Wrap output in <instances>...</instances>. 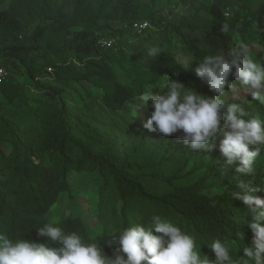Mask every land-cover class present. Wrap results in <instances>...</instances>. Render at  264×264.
Listing matches in <instances>:
<instances>
[{"label": "rangeland", "instance_id": "1", "mask_svg": "<svg viewBox=\"0 0 264 264\" xmlns=\"http://www.w3.org/2000/svg\"><path fill=\"white\" fill-rule=\"evenodd\" d=\"M255 18L264 25V0H0V69L7 73L0 83V122L12 121L25 131L35 143L36 162L51 170L60 162L53 116L61 102L68 109L69 120L86 138L112 135L129 150L128 144L137 143L133 136L141 134L151 142L168 144L175 140L189 154L194 149L183 143L182 133L164 136L144 127L153 109L139 97L159 85L163 74L165 88L153 94H162L168 82L176 80L201 95H216L196 76L194 69L202 60L186 51L190 45L202 53L203 59L227 53L243 42L249 45L254 59L264 65V34L257 23L245 25ZM136 21H147L150 27L143 33L134 31ZM102 39H114V47L103 48ZM153 47L159 53L149 56L148 50ZM185 60L190 67H184ZM229 79L236 92L225 89V111L228 104L238 103L249 113L248 118L264 120V104L253 100L250 89L240 81L232 76ZM3 136L1 148L11 155V138L5 133ZM222 138L205 151L203 169L213 154L224 158L219 149ZM154 152L149 149L141 157L151 161ZM194 164H181L183 176L190 174L189 181L198 178L191 173ZM254 167L264 168V149ZM240 174L235 168L222 177L233 182ZM137 178L149 190L170 188L156 177L138 173ZM260 181L264 184V178ZM67 182V190L58 194L47 219L55 223L77 218L95 235H101L100 192L105 178L97 171L72 170ZM109 186L113 188L114 183ZM218 192L209 189L205 193L213 196ZM122 211L119 202V217ZM133 215L136 224H143L147 216L144 210ZM108 218L114 227L119 224L111 214ZM198 248L202 257L215 259L209 248ZM234 258V264H245L247 259L242 249Z\"/></svg>", "mask_w": 264, "mask_h": 264}, {"label": "trees", "instance_id": "2", "mask_svg": "<svg viewBox=\"0 0 264 264\" xmlns=\"http://www.w3.org/2000/svg\"><path fill=\"white\" fill-rule=\"evenodd\" d=\"M212 11L216 16L215 9ZM256 23L264 34V25L259 18L245 25ZM186 51L202 60V53L192 45ZM165 77L161 75V82L151 88L152 93L165 88ZM53 121L58 129L55 149L60 159L55 170L36 162L35 143L16 123L9 120L0 122V144L5 141V133L11 138L14 148L13 154L8 155L0 145V230L25 240L60 247L58 243L38 236L37 229L50 222L46 214L58 194L67 190L69 173L87 170L97 171L105 178L100 192L103 233L95 235L80 219L72 217L51 223L62 227L66 233H78L85 242L98 243L109 257L120 254L117 231L136 225L133 214L140 210L147 215L143 218L145 227L151 226L152 218L160 215L173 220L182 231L195 237L197 245L211 250V242L221 239L229 248L233 264L237 261L234 256L238 251L251 245L253 234L248 225L253 214L234 194L245 191L241 185L251 184L259 189L256 195H264V184L260 183L264 178V168L254 167L251 173L240 174L232 182L222 174L230 173L238 164L226 167L225 158L220 159L217 154H213L212 161L203 169L201 163L204 162L205 151L194 149L188 154L175 140L168 144L151 142L136 134L133 139L137 143L128 144V150L112 135H105L103 139L86 138L75 122L69 120L68 109L62 102L55 110ZM149 149L155 151L152 160L142 159L141 155ZM191 161L195 163L191 173L198 177L195 181H189L190 174H182L181 164ZM209 171H216L217 175L209 174ZM138 173L156 177L170 188L149 190L139 182ZM111 181L113 188L109 186ZM209 189H218L219 192L212 196L205 193ZM119 202L123 204L121 217L117 214ZM110 214L119 219L116 227L109 221Z\"/></svg>", "mask_w": 264, "mask_h": 264}, {"label": "clouds", "instance_id": "3", "mask_svg": "<svg viewBox=\"0 0 264 264\" xmlns=\"http://www.w3.org/2000/svg\"><path fill=\"white\" fill-rule=\"evenodd\" d=\"M227 30V29H225ZM158 48H150L156 56ZM184 67H190L185 60ZM215 96H205L184 84L170 80L162 94L144 92L140 99L151 106L150 118L144 124L149 131L164 136L182 133L180 139L193 149L207 151L218 137L219 149L226 167L238 164L236 171L248 174L264 149V120L249 117L238 103L228 104L222 96L225 89L236 92L230 76L250 89L253 100L264 104V65L254 59L248 44L240 42L227 53L206 55L194 69ZM244 192L235 197L249 207L253 219L249 222L253 238L243 246L245 264H264V198L256 195L259 189L251 184L241 185ZM37 235L46 237L60 247L25 240L0 230V264H233L228 246L215 239L210 248L215 259L201 256L196 238L180 226L160 215L145 227L136 224L119 231V255L109 257L96 242H85L76 232L66 233L54 223H45Z\"/></svg>", "mask_w": 264, "mask_h": 264}, {"label": "built area", "instance_id": "4", "mask_svg": "<svg viewBox=\"0 0 264 264\" xmlns=\"http://www.w3.org/2000/svg\"><path fill=\"white\" fill-rule=\"evenodd\" d=\"M227 17H230V13L226 14ZM150 27L149 22L147 21H136L133 23V29L134 31H137L139 33H143L144 31H146L148 28ZM100 45L103 46V48L105 49H109L114 47L115 45V40L114 39H102L100 41ZM7 73L5 72L4 69H0V83L3 82V80L5 79Z\"/></svg>", "mask_w": 264, "mask_h": 264}]
</instances>
